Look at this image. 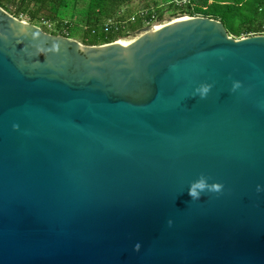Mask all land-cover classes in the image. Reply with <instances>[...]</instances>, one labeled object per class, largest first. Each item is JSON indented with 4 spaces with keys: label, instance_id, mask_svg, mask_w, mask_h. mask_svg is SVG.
Listing matches in <instances>:
<instances>
[{
    "label": "water",
    "instance_id": "obj_1",
    "mask_svg": "<svg viewBox=\"0 0 264 264\" xmlns=\"http://www.w3.org/2000/svg\"><path fill=\"white\" fill-rule=\"evenodd\" d=\"M175 19L85 46L0 7V264H264V36Z\"/></svg>",
    "mask_w": 264,
    "mask_h": 264
},
{
    "label": "trees",
    "instance_id": "obj_2",
    "mask_svg": "<svg viewBox=\"0 0 264 264\" xmlns=\"http://www.w3.org/2000/svg\"><path fill=\"white\" fill-rule=\"evenodd\" d=\"M58 1L65 2V0ZM132 2L133 0H89L88 22L90 26L83 36V45L102 46L117 41L118 35H104L102 28L107 21L116 17H119L121 21H126L129 17L118 16V14L122 7L130 5ZM169 4L170 9L179 12L177 14L221 21L225 25L229 35L235 34L240 36L243 32H245L247 37L262 35L260 31L258 32L255 24L258 21L261 10L264 8V0H172ZM153 5V7H149L148 5L146 8L132 15V17H138L141 13H146L145 19L138 17L136 22L131 25L132 33L143 29L144 21L149 23L154 20L158 22L163 21L165 14L163 6L157 1H153ZM0 7L3 8L1 5ZM53 10L54 14L51 15V20L55 19L56 10L55 8ZM24 11L26 12V9ZM39 12L33 14L34 19L38 17ZM62 27H65V34H63L65 31L58 34L49 31L45 27L42 29L48 34L71 39L72 24L68 23L65 25L62 22L59 28L62 29ZM260 29L262 28L260 27Z\"/></svg>",
    "mask_w": 264,
    "mask_h": 264
},
{
    "label": "rangeland",
    "instance_id": "obj_3",
    "mask_svg": "<svg viewBox=\"0 0 264 264\" xmlns=\"http://www.w3.org/2000/svg\"><path fill=\"white\" fill-rule=\"evenodd\" d=\"M153 1H157L160 5L163 6L165 11L164 18L160 26L166 25L171 19L176 17H186V18H195L194 16L177 14L178 11L172 10L169 8V3L172 0H133L130 5H126L121 8L118 16L129 17L140 11L141 9L153 7ZM180 4V3H179ZM0 5L3 6L7 13L14 16L15 18L40 27L47 28L49 31L54 33H63L65 27L59 28L60 23L72 24L71 28V39L76 40L83 44V36L88 31L90 26L88 22L89 16V0H65V2H59L58 0H0ZM56 10L55 19L51 20V15L54 14V8ZM26 9V12L24 11ZM39 12L36 19L33 18L35 12ZM213 18V17H212ZM127 19V20H128ZM256 28L258 32L262 33L261 36H264V8L261 10L258 21L256 22ZM159 26V25H157ZM260 27L262 29H260ZM131 29V28H130ZM142 30V29H141ZM246 30V29H245ZM140 31V30H139ZM66 31L63 33L65 34ZM136 32H131V36L135 35ZM233 39L241 40L247 38L245 32L240 36L230 35ZM133 38L130 40H124L133 42ZM123 41V42H124Z\"/></svg>",
    "mask_w": 264,
    "mask_h": 264
},
{
    "label": "built area",
    "instance_id": "obj_4",
    "mask_svg": "<svg viewBox=\"0 0 264 264\" xmlns=\"http://www.w3.org/2000/svg\"><path fill=\"white\" fill-rule=\"evenodd\" d=\"M138 17L145 19L146 13H141V15H139ZM138 17H132L126 21L119 20V17L111 19L107 21L104 27L102 28L103 34L104 35H110V34L118 35L119 36L118 40L113 43H121L127 39L130 40L134 36V35L131 36V29H130L131 25H133L136 22ZM161 23L162 22H158L156 20L152 21L151 23L144 21L143 29L148 28V27H154V26L157 27V25L160 26Z\"/></svg>",
    "mask_w": 264,
    "mask_h": 264
},
{
    "label": "clouds",
    "instance_id": "obj_5",
    "mask_svg": "<svg viewBox=\"0 0 264 264\" xmlns=\"http://www.w3.org/2000/svg\"><path fill=\"white\" fill-rule=\"evenodd\" d=\"M203 91L206 92L207 89L205 88ZM207 187V178L201 176L197 181L192 183L189 188L188 195L193 199H198L200 194L204 192ZM216 190H218V188H216Z\"/></svg>",
    "mask_w": 264,
    "mask_h": 264
},
{
    "label": "bare ground",
    "instance_id": "obj_6",
    "mask_svg": "<svg viewBox=\"0 0 264 264\" xmlns=\"http://www.w3.org/2000/svg\"><path fill=\"white\" fill-rule=\"evenodd\" d=\"M174 21H177L176 19H174ZM158 28V27H157ZM131 42H129V41H124V42H121V44L122 45H125V46H127V45H129Z\"/></svg>",
    "mask_w": 264,
    "mask_h": 264
}]
</instances>
